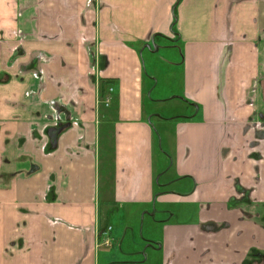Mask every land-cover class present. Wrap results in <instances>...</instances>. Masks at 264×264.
Segmentation results:
<instances>
[{"label":"crops","instance_id":"crops-1","mask_svg":"<svg viewBox=\"0 0 264 264\" xmlns=\"http://www.w3.org/2000/svg\"><path fill=\"white\" fill-rule=\"evenodd\" d=\"M263 70L264 0H0V264L262 258Z\"/></svg>","mask_w":264,"mask_h":264},{"label":"rangeland","instance_id":"rangeland-1","mask_svg":"<svg viewBox=\"0 0 264 264\" xmlns=\"http://www.w3.org/2000/svg\"><path fill=\"white\" fill-rule=\"evenodd\" d=\"M264 73V70L261 71ZM263 94H262V103H263V108L261 109L262 110V113L264 114V89H263ZM118 248L116 247L114 251H116ZM113 255H115V252L113 253ZM116 256V255H115ZM250 263L252 264H264V253H263V256L262 258H258V259H253V260H250Z\"/></svg>","mask_w":264,"mask_h":264},{"label":"built area","instance_id":"built-area-1","mask_svg":"<svg viewBox=\"0 0 264 264\" xmlns=\"http://www.w3.org/2000/svg\"><path fill=\"white\" fill-rule=\"evenodd\" d=\"M112 91V87L109 86L108 92ZM106 101H108V98H106ZM108 229H110V226L108 227ZM104 233V232H103ZM101 245H109L110 241H109V234L105 236V238L103 240L100 241Z\"/></svg>","mask_w":264,"mask_h":264},{"label":"flooded vegetation","instance_id":"flooded-vegetation-1","mask_svg":"<svg viewBox=\"0 0 264 264\" xmlns=\"http://www.w3.org/2000/svg\"><path fill=\"white\" fill-rule=\"evenodd\" d=\"M257 160H258V161H259V160H264V151H263V150H260V151H259L258 159H257ZM249 196H251V193H250Z\"/></svg>","mask_w":264,"mask_h":264}]
</instances>
